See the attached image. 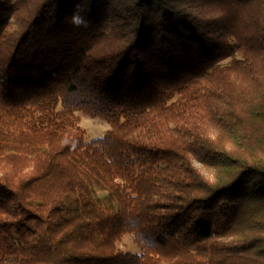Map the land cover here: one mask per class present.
Instances as JSON below:
<instances>
[{
	"label": "trees",
	"instance_id": "16d2710c",
	"mask_svg": "<svg viewBox=\"0 0 264 264\" xmlns=\"http://www.w3.org/2000/svg\"><path fill=\"white\" fill-rule=\"evenodd\" d=\"M0 264H264V0H0Z\"/></svg>",
	"mask_w": 264,
	"mask_h": 264
},
{
	"label": "rangeland",
	"instance_id": "374dc122",
	"mask_svg": "<svg viewBox=\"0 0 264 264\" xmlns=\"http://www.w3.org/2000/svg\"><path fill=\"white\" fill-rule=\"evenodd\" d=\"M13 23V21L11 22ZM14 26L10 28L12 31ZM79 118L78 126L84 131V137L90 141L96 137H101L109 129V124L104 120L92 119L77 112ZM119 248L124 252H138V248L133 243L132 236H125L121 242L118 243Z\"/></svg>",
	"mask_w": 264,
	"mask_h": 264
}]
</instances>
